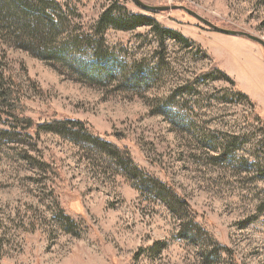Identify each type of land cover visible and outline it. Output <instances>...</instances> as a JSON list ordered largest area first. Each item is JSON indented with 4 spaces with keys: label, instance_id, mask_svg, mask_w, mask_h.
<instances>
[{
    "label": "rangeland",
    "instance_id": "rangeland-1",
    "mask_svg": "<svg viewBox=\"0 0 264 264\" xmlns=\"http://www.w3.org/2000/svg\"><path fill=\"white\" fill-rule=\"evenodd\" d=\"M142 1L264 40V0ZM109 6L149 20L101 38ZM5 92L91 134L23 133ZM263 137L258 43L133 0H0V264H264Z\"/></svg>",
    "mask_w": 264,
    "mask_h": 264
},
{
    "label": "trees",
    "instance_id": "trees-1",
    "mask_svg": "<svg viewBox=\"0 0 264 264\" xmlns=\"http://www.w3.org/2000/svg\"><path fill=\"white\" fill-rule=\"evenodd\" d=\"M15 1H17L18 4H22V6L24 8H26V10H27V4H30V2L32 0H15ZM59 5H61V4H59ZM62 5H65V3ZM62 5L60 6V9H62V7H63ZM42 10L44 12H46V10L48 11V6L45 3L42 4L41 11ZM58 11L59 10H54L51 12L49 11L50 17L52 18L51 15H53V14L55 15L54 12L58 13ZM112 12L113 11L109 6V7H106L104 9V11L99 15V17L96 20V25H95V33H94L95 35L102 38L103 32L108 27L113 26L115 28L127 30V29H132L133 27H136L138 25L146 24L147 20H149V18L147 16H144L142 14H133V13L127 12V11H124V12L119 13V14H114L113 16L112 15L110 16L109 14H111ZM163 32H167L169 34V36H171L175 39H182L184 42H186L187 45L192 43V41H190L184 37H180V35L172 29L165 28V29H163ZM186 88H187L186 86L182 87V90L186 91ZM2 95H3V100H4L5 105L8 107L9 110H11V112L17 111V110L20 112V115L15 114V113H12V114H13L14 120L16 121V124H18V126L20 127V129L22 130L23 133H28L30 130H32L36 127H43L44 129H50V128H52V126H54V128H55V126H56V128L58 126H61V127L64 126L66 128L69 126L68 128H70V129L75 128V130H80V131L84 132L85 134H89V135L91 134V132L88 130V127L84 125L83 121L77 120V119H72V118L62 119V120L61 119H54L50 123H43L41 125H38L30 117L23 115V110H24L23 105L18 103L15 100V98L11 96L10 93L5 92ZM240 96L248 99L247 96L244 94L240 93ZM254 106H255V103H251V108H253ZM233 148H234V146L232 147V146H228L226 143H224V144L221 143V152L224 154H231L230 152ZM45 166H46V170L49 173L54 174L58 178V183H60V184L58 185V183H57V185L60 186V188L61 187L63 188L64 187L63 184H65V179H64L61 171L54 168L52 165H50L48 163H46Z\"/></svg>",
    "mask_w": 264,
    "mask_h": 264
},
{
    "label": "water",
    "instance_id": "water-1",
    "mask_svg": "<svg viewBox=\"0 0 264 264\" xmlns=\"http://www.w3.org/2000/svg\"><path fill=\"white\" fill-rule=\"evenodd\" d=\"M134 3L136 5H138L141 9L147 10V11H169L172 9H181L184 12H186L187 14L191 15L192 17H194L196 20H198L201 24L205 25L206 27L220 32V33H224V34H228V35H232V36H241V37H245L248 38L256 43H258L259 45H261L264 48V40L256 35H253L251 33H248L246 31H242V30H237V29H228V28H224V27H220L216 24H214L213 22L209 21L208 19H206L205 17L201 16L200 14H198L196 11L182 5V4H173V5H151V4H147L145 2H143L142 0H133Z\"/></svg>",
    "mask_w": 264,
    "mask_h": 264
}]
</instances>
